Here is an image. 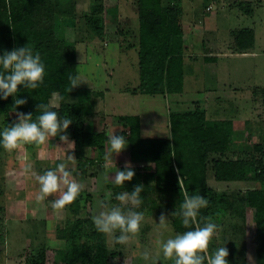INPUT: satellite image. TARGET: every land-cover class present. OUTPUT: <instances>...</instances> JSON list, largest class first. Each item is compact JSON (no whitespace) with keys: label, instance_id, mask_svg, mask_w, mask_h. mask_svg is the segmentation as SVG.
<instances>
[{"label":"rangeland","instance_id":"1","mask_svg":"<svg viewBox=\"0 0 264 264\" xmlns=\"http://www.w3.org/2000/svg\"><path fill=\"white\" fill-rule=\"evenodd\" d=\"M230 1L234 0H161L163 6L176 4L181 9L187 65L183 93L133 92L139 81L137 0H76L74 24L61 26L55 36L78 50L77 75L85 82L81 85L98 93L87 104L86 125L92 131L108 136L117 134L122 126L115 122L116 115H138L142 137H169V114L192 109L196 104L205 109L208 119L234 121L230 147L219 156L224 159L245 156L254 159L255 164L248 178L237 182L217 181L208 170V184L220 197L212 214L223 216L218 218L220 221L214 220L219 231L210 242L209 250L225 245L230 264H255V249L250 239L254 224L243 195L248 189L264 188V181L257 178L259 170L264 169V40L257 36V41L254 39L243 55L235 52L231 31L247 27L251 22L256 24L255 17L257 14V18L262 17L264 6L257 3L255 17L238 15V8ZM90 16L94 28L90 25ZM258 28L262 36L264 26ZM208 57L217 61H209ZM75 100L73 95L67 98L69 102ZM50 103L58 106L57 93L51 96ZM16 118L17 113L7 116L0 113V128ZM70 129L69 126V135ZM69 154L74 155V144L64 145L58 137L50 138L43 145L23 144L11 152L0 147V248L3 250L0 264H31L44 247L48 248L46 264H53L71 256L72 244L77 240L86 246L85 250H90L84 236L85 219L92 220L98 211L97 201L104 199L106 193L111 192L112 204L119 203L115 194L126 189L115 187L114 175L117 168L130 161L129 151L126 148L114 160L104 158L88 165L84 174L77 168L80 160L75 155L74 160H69ZM61 162L83 188L72 204L53 209L51 201L60 193L38 203L35 196L39 185L31 174L24 173V165L31 163L33 171L43 174ZM147 196L140 209L145 213L142 229L126 246L115 245L104 235L107 245L118 252L108 264H142L140 255L145 246L152 247L154 255L157 254L156 222L161 213H171L165 204L170 196L158 190ZM151 200L155 205H151ZM169 219L166 236L177 232L172 226V217ZM161 264L173 262L162 260Z\"/></svg>","mask_w":264,"mask_h":264},{"label":"trees","instance_id":"2","mask_svg":"<svg viewBox=\"0 0 264 264\" xmlns=\"http://www.w3.org/2000/svg\"><path fill=\"white\" fill-rule=\"evenodd\" d=\"M238 5L249 14L255 6L249 2ZM180 14L181 9L176 4L163 6L161 0H137L139 81L133 92L147 95L182 92L185 42ZM76 15V0H0V53L26 45L39 51L46 65L44 82L39 88L24 90L23 86H18L19 95L27 99V104L16 109L12 97L0 100V113L7 116L11 112H31L36 119L42 111L37 106L45 105L69 115L74 120L70 125V137L74 142V155L80 160L77 168L84 174L88 165L104 160L108 135L87 128V104L98 93L82 85L71 90L69 76L77 75L76 49L55 36L61 26H72ZM89 21L94 28L92 16ZM231 34L235 52H247L254 43L251 28H237ZM206 59L215 60L213 57ZM55 93L59 96L56 107L50 103ZM70 95L76 100L67 101ZM114 118L122 126L117 134L128 138L129 159L136 172L131 181L125 182V189L131 191L137 184L144 185L143 200L148 199L147 194L153 190L169 195L170 200L165 204L170 212L179 205L184 192L202 194L209 200L202 215L220 221L218 218L223 216L212 214L220 197L208 184V170L217 181L237 182L246 180L255 164L254 159L245 156L235 159L219 156L230 147L234 121L208 119L205 109L198 104L192 109L169 114V137H142L138 115H116ZM256 148L259 150L260 146ZM124 166L119 169L123 170ZM257 178L264 181V169L259 170ZM243 201L252 213L254 231L250 239L255 249V264H264V188L248 189ZM150 202L155 205V201ZM171 223L177 232L187 230L178 218H172ZM85 224L84 236L90 250H85L86 246L77 240L72 244L71 256L53 264H108L110 258L118 254L107 245L104 234L95 230L90 218L85 219ZM47 249L42 248L31 264H46ZM2 251L0 248V254Z\"/></svg>","mask_w":264,"mask_h":264},{"label":"clouds","instance_id":"3","mask_svg":"<svg viewBox=\"0 0 264 264\" xmlns=\"http://www.w3.org/2000/svg\"><path fill=\"white\" fill-rule=\"evenodd\" d=\"M46 65L39 51L28 46L14 47L0 53V100L13 98L14 107L27 104L26 98L19 95L18 86L23 89L35 90L44 82ZM71 90L85 83L80 75L69 76ZM40 115L33 119V113L17 112V118L11 124L0 128V147L11 152L23 144L43 145L50 138L58 137L64 145L74 144L68 133L74 120L51 110L45 105ZM105 160H114V156L123 152L129 142L123 134L111 133L107 138ZM69 160H74L72 154ZM24 173L31 174L39 185L36 201L44 202L52 194L59 192L58 198L51 201L53 209H63L72 204L82 192L83 185L73 176L64 162L49 168L43 174L32 170L31 163H25ZM136 175L131 162H126L123 170L117 168L114 184L125 189L126 181ZM142 184H137L131 191L124 190L115 194L119 203L112 204L111 192L104 199L97 201L98 211L92 216V223L97 232L112 239L114 244L126 246L137 236L145 221V213L140 210L143 205ZM209 206V200L202 194L184 192L179 205L171 213H161L157 224L159 232L156 240L157 254L150 246H145L140 255L142 264H161L162 260H170L173 264H230L229 251L225 245L209 250L210 242L217 235L219 225L211 217L202 215V210ZM178 218L187 229L165 235L169 230L170 219Z\"/></svg>","mask_w":264,"mask_h":264},{"label":"crops","instance_id":"4","mask_svg":"<svg viewBox=\"0 0 264 264\" xmlns=\"http://www.w3.org/2000/svg\"><path fill=\"white\" fill-rule=\"evenodd\" d=\"M229 1H226V5L228 6L229 5V3H228ZM242 2H252V3H254L255 4V6L253 7V11L249 14V13H245L241 8H239L238 7V4L239 3H242ZM230 3L231 4H233V5H235L237 8H238V10H239V13H238V15H240V14H243V15H246V16H253V17H255V9H257V5L258 4H263V6H264V0H238V1H236V0H234V1H230ZM258 3V4H257ZM231 7V6H230ZM237 15V16H238ZM258 15L259 14H257L256 15V17H255V19L257 20V22H256V24H254V23H252L251 22V25H249V26H247V28H251L252 30H253V32H254V39L257 41V36H259V38L261 39L262 38V40H264L263 38H264V34L261 36L259 33H258V27H260V26H264V13H263V15H262V17H259V18H257L258 17ZM261 23V24H260ZM237 28H241V27H236V29ZM232 30V29H231ZM259 39V40H260ZM264 42V41H263ZM77 51V61H78V56H79V54H78V50H76ZM136 52H137V50H136ZM241 54H246V53H244V52H241ZM253 55H257L254 51H253V53H252ZM216 60V59H215ZM212 61V60H211ZM217 61V60H216ZM78 65V64H77ZM186 68V72H187V65H186V61H185V57H184V69ZM185 71V70H184ZM186 74L187 73H185L184 74V83H185V79H186ZM181 93H183V92H181Z\"/></svg>","mask_w":264,"mask_h":264},{"label":"built area","instance_id":"5","mask_svg":"<svg viewBox=\"0 0 264 264\" xmlns=\"http://www.w3.org/2000/svg\"><path fill=\"white\" fill-rule=\"evenodd\" d=\"M210 9V7H207V10Z\"/></svg>","mask_w":264,"mask_h":264}]
</instances>
